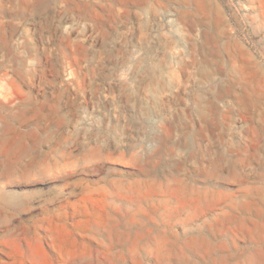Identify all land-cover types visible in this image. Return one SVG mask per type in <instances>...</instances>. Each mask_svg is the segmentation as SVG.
I'll use <instances>...</instances> for the list:
<instances>
[{
  "label": "rangeland",
  "instance_id": "374dc122",
  "mask_svg": "<svg viewBox=\"0 0 264 264\" xmlns=\"http://www.w3.org/2000/svg\"><path fill=\"white\" fill-rule=\"evenodd\" d=\"M0 264H264V0H0Z\"/></svg>",
  "mask_w": 264,
  "mask_h": 264
}]
</instances>
